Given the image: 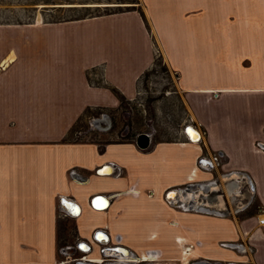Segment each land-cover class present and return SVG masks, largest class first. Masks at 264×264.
Masks as SVG:
<instances>
[{
  "label": "crops",
  "instance_id": "crops-1",
  "mask_svg": "<svg viewBox=\"0 0 264 264\" xmlns=\"http://www.w3.org/2000/svg\"><path fill=\"white\" fill-rule=\"evenodd\" d=\"M143 2L188 114L147 149L69 139L120 106L109 86L137 95L155 58L137 11L0 28L35 36L0 47V264H55L62 217L144 264H264V0Z\"/></svg>",
  "mask_w": 264,
  "mask_h": 264
},
{
  "label": "rangeland",
  "instance_id": "rangeland-1",
  "mask_svg": "<svg viewBox=\"0 0 264 264\" xmlns=\"http://www.w3.org/2000/svg\"><path fill=\"white\" fill-rule=\"evenodd\" d=\"M149 1H152L150 5L155 7L154 0ZM70 6L77 8L71 10L68 8ZM82 6H91V9L85 10ZM126 11H137L139 14L142 12L149 21L155 55L153 64L141 76L138 93L133 100L124 101L114 110L104 111L109 119L104 128L90 124L91 120L99 117V114L92 119L88 114H83L69 134L71 140L95 142L127 140L135 139V135L140 132L151 133L153 139H174L187 123L188 114L176 87V75L165 63L143 0H0V28L40 27L55 23L49 22L51 20L64 22L85 15H88L86 18H91L102 13L117 14ZM21 37L32 40L35 36L7 30L0 35L1 49L19 43ZM88 76L95 83L101 81V76H95L91 71ZM60 219L55 264H77L83 255L100 257L97 250L90 254L77 249L73 222L65 217Z\"/></svg>",
  "mask_w": 264,
  "mask_h": 264
},
{
  "label": "flooded vegetation",
  "instance_id": "flooded-vegetation-1",
  "mask_svg": "<svg viewBox=\"0 0 264 264\" xmlns=\"http://www.w3.org/2000/svg\"><path fill=\"white\" fill-rule=\"evenodd\" d=\"M179 191L181 192L183 190L179 188ZM83 243L87 244L88 247L86 249L82 248L81 245ZM226 244L227 243H225V245ZM75 247L82 252L90 254L97 250V253L100 256L99 258H92L85 257V255H83L84 257L79 258L78 262L85 261L87 263L91 262L95 264H115L116 262H119V260L123 259V261H120L119 264H136L144 263L147 260L150 261V259L156 258L155 250H148L146 253L138 254L122 244L120 239L117 240L116 238H110L109 235L106 241L97 239L95 235L92 236L90 240H77ZM181 254L183 257V250ZM182 257L179 260V263L181 264Z\"/></svg>",
  "mask_w": 264,
  "mask_h": 264
},
{
  "label": "trees",
  "instance_id": "trees-1",
  "mask_svg": "<svg viewBox=\"0 0 264 264\" xmlns=\"http://www.w3.org/2000/svg\"><path fill=\"white\" fill-rule=\"evenodd\" d=\"M68 8L71 9V10H74V9H76L77 7H71V6H70V7H68ZM82 9L89 10V9H91V6H82ZM110 13H111V12H107V13H102V14H98V15H95V16H100V15H104V14L106 15V14H110ZM140 15H141V17H142V19H143V21H144V23H145V26H146V28H147L149 34H151V27H150V23H149V21L146 19L145 15H144L142 12H140ZM86 17H88V15L80 16V17H77V18H70L69 20L82 19V18H86ZM61 21H62V20H51V21H49V22H61ZM98 83H99V82H98ZM109 88H110L111 91L117 96V98H118L119 101H120V104L127 100V99L125 98V96L122 95V93H121L117 88L112 87V86H109ZM102 112H104V111H101V109H98L96 112H92L90 109H87V110L85 111L84 115H86V114L90 115V114H96V113H97V115H98V114H100V113H102ZM95 116H96V115H95Z\"/></svg>",
  "mask_w": 264,
  "mask_h": 264
},
{
  "label": "water",
  "instance_id": "water-1",
  "mask_svg": "<svg viewBox=\"0 0 264 264\" xmlns=\"http://www.w3.org/2000/svg\"><path fill=\"white\" fill-rule=\"evenodd\" d=\"M151 140H152V134L148 132H140L137 134L135 138L136 144L140 149H147L151 144ZM200 161L209 164L210 167L213 166L212 161H210L207 158H202ZM77 264H95V263H91V262L87 263L85 261H79Z\"/></svg>",
  "mask_w": 264,
  "mask_h": 264
},
{
  "label": "built area",
  "instance_id": "built-area-1",
  "mask_svg": "<svg viewBox=\"0 0 264 264\" xmlns=\"http://www.w3.org/2000/svg\"><path fill=\"white\" fill-rule=\"evenodd\" d=\"M91 125H94L95 124V120H91L90 122ZM95 126V125H94ZM257 147L259 149H263L264 150V145H261V146H258ZM220 154L216 153V154H213L211 155V159L212 161L215 163V164H219L220 162ZM71 173H75V170H71L70 171ZM257 219H258V224L259 226L264 230V208H259L258 210V215H257Z\"/></svg>",
  "mask_w": 264,
  "mask_h": 264
},
{
  "label": "bare ground",
  "instance_id": "bare-ground-1",
  "mask_svg": "<svg viewBox=\"0 0 264 264\" xmlns=\"http://www.w3.org/2000/svg\"><path fill=\"white\" fill-rule=\"evenodd\" d=\"M97 123H99V121H98ZM171 195L174 196L175 194L172 193ZM184 258H185V257H184ZM120 261H123V259L119 260V262H120ZM115 262H116V261H115ZM119 262H116L115 264H119ZM181 262H182V263H186V260L183 259Z\"/></svg>",
  "mask_w": 264,
  "mask_h": 264
}]
</instances>
